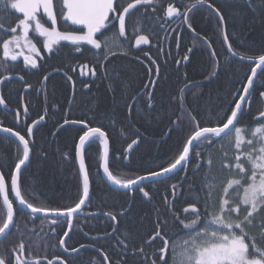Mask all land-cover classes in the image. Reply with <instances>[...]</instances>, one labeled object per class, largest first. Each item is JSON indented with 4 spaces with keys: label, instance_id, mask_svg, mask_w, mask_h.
<instances>
[{
    "label": "snow or ice",
    "instance_id": "6c2138e0",
    "mask_svg": "<svg viewBox=\"0 0 264 264\" xmlns=\"http://www.w3.org/2000/svg\"><path fill=\"white\" fill-rule=\"evenodd\" d=\"M149 8L151 12L148 11ZM249 8L253 11L259 8L261 15H264V0H259L255 7L250 3ZM141 9L144 10L142 13ZM158 9L163 13L158 19L164 23L171 24L177 19L181 20L182 30L188 31L194 39V47L196 41L207 46L205 50L212 66V71L205 76L203 82H188L185 74L184 87L178 90L179 97L171 98L168 106L170 112L165 114L172 125L168 129L169 133L177 132L182 136L177 153L167 166L149 170L144 175H136L134 178L120 179L109 169V137L106 132L100 126H90L91 121L86 116L79 119L68 118L71 111L69 109L60 127L82 126L79 131L83 134L79 135L74 149L75 158L79 162V173L82 176V191L73 206L46 207L26 198L22 188L24 172L31 163V153L34 150L35 141L32 139L34 128L45 120L47 109L45 115H40L37 120L26 125L24 134L13 127H5L0 122V131L10 134L18 141L17 159L8 166L7 172L0 169L2 201L0 240L14 234V229L19 231L17 224L19 215L25 219L31 217L30 223L33 224L36 220L42 223L45 220L49 221L53 226L51 235L58 236L57 245L54 247L58 246L69 256L71 254L79 256L82 250L95 248L100 260H90L88 264H264V110H260L258 116L253 118V123L257 127L241 125V120L251 115V102L255 99L253 93L257 91V81L261 80V87H264V51L258 56H248L233 50V45L229 42L233 34L228 30L224 9L218 0H194L190 5L171 0L166 7L160 5L159 0H0V70L11 71L14 65L10 68L8 61L17 62L21 57L26 69L39 70L42 66L39 61L43 57L34 40H40L42 48L52 54L61 47L71 46L72 51L83 56L82 47L90 46L87 51L92 65L78 63L80 74L84 75V70L87 69V75L96 76L99 70L101 75L107 76L108 65L112 59L127 57L132 48L140 50L143 45H151L150 33L143 31V25L156 24L160 30L164 29V24L157 22ZM201 9H206L209 18L216 21V31L221 43L226 45V50L230 54L224 63H230V58L237 55L241 61L251 62L250 74L246 73L238 90L229 93L233 99L224 108L223 115L216 113V107H213L211 112L201 113L186 106V91L202 88L205 82L210 83L213 79L219 78L224 70L217 59V51L212 48L211 39L202 37L193 26L195 12ZM8 16H15V21L6 22ZM130 24L134 33L132 37L134 44L125 40ZM183 25L187 27L183 28ZM173 32H176V29H173ZM151 35H154L159 48V33ZM173 39L179 47L182 36L176 35ZM62 42L68 43L63 45ZM188 52L192 53L193 48H189ZM145 57L148 60L147 73L155 76V79H150L145 85L146 106L151 111L155 109L154 93L161 78L160 65L147 53ZM183 60L189 61L190 56L185 55ZM70 70L75 72L76 68L70 67ZM65 77L72 87V98L68 101L71 104L76 100L75 81L67 73ZM49 78L50 74L44 75L43 80L48 81ZM6 79L10 77L0 78V84ZM19 80L24 82L26 92L32 88L31 84L24 81L23 75L19 76ZM83 87L87 89L89 85L84 84ZM193 96L197 97L198 93L193 92ZM217 98L223 99L220 96ZM259 98L264 103V91H259ZM0 105L7 109L2 95ZM29 108V104L23 105L25 119L29 117ZM21 117L22 113L18 106L14 113V123H19ZM226 137H231L229 143L234 146V155L229 157L225 153L222 167L233 175L222 186V194L218 199H213L217 190L214 181L209 182L205 178L200 186L199 191L205 193L203 199L198 194L193 196L192 193L198 192V189L190 187L189 199L185 201L187 206L183 208V213L191 218L185 222L175 211L174 203L169 205L168 196L163 197L167 213H170L173 219V228L175 229L178 224L179 230L169 233L168 216L153 204L155 217L149 220L154 225L152 229L138 240L127 231L121 234L118 217L123 219L131 213L132 208L129 204L119 212L102 213L113 222L111 232H106L103 237H91L89 244L80 243L78 247L68 243L72 239L70 233L74 231V218H78L77 214H83L84 208L91 205L90 178L85 164V153L92 144L99 141L103 146L100 167L107 180L129 193L134 194L138 191L145 203H151L154 198L153 189L145 185L144 181L156 183L158 177L170 178L169 174L178 170V166L185 171V180L188 171L195 175L205 167L210 170L213 159L204 149L212 148L217 140H224ZM140 142L141 138L138 135L127 145L120 159H126L125 153ZM192 183L195 185L197 181L193 180ZM177 187L182 185L170 186L173 201L176 199ZM230 190L235 193L234 196L230 195ZM181 195L184 193L181 192ZM134 202L133 196L132 203ZM15 204L20 205V209L14 210ZM62 225H66L67 230L62 229L61 237L56 228ZM47 238L46 234L43 240ZM100 239L114 243L97 247ZM33 243L41 241L33 242L30 238L26 243L24 239H20L5 252L0 253V264H54V261L55 264H73L71 259H62L60 255L54 256L53 259H48L47 256L41 258L38 254L34 256ZM104 247H111L112 252L102 251ZM146 249L152 251L149 253ZM35 251L39 253V248Z\"/></svg>",
    "mask_w": 264,
    "mask_h": 264
},
{
    "label": "trees",
    "instance_id": "16d2710c",
    "mask_svg": "<svg viewBox=\"0 0 264 264\" xmlns=\"http://www.w3.org/2000/svg\"><path fill=\"white\" fill-rule=\"evenodd\" d=\"M168 1L159 0V4L165 6ZM218 2L223 6L228 30L233 34L229 40L233 50L248 56L261 54L264 51V15H261L259 8H255V11L249 8L250 3H253L255 7L259 0H218ZM197 13L193 17V26L198 31H205L204 34L207 29L215 31V34L211 36L215 38L212 48L217 51V59L224 70L219 78L213 79L210 83L205 82L202 88L192 89L191 92L186 91V106L201 113L211 112L212 108L216 107V113L223 115L224 108L233 99L229 93L240 88L246 73L250 74L251 63L231 57L230 63L225 64L224 61L229 59L230 54L226 50V45L221 43V38L216 31L215 19L209 18L206 11ZM160 16L162 12L158 9L156 17L158 23L163 22L158 19ZM15 19V16H8L6 22H14ZM155 28L159 29L156 24ZM149 30L148 25H143L144 32L149 33ZM129 31L133 32L131 24ZM129 36L130 41L133 40V35ZM150 40L152 43L147 52L160 65L161 77L154 93L155 109L151 111L146 106L145 85L152 77L149 79L150 75L146 71L144 54L137 57L138 52L132 51V57L112 59L108 65V75H101L99 71L98 81L94 82L88 90L83 87L85 83L76 84V100L71 104L68 103L71 99V83L60 73L53 71L62 63H74L80 60V55L77 53L73 57L63 53L65 60H62L52 53L43 52V59L39 61L42 66L39 70L26 69L22 58L17 62L8 61L10 68L14 65L11 71L0 70V78L7 75H23L24 81L32 85V88L26 92L23 87L24 82L19 79H11L1 84L0 95L4 97L7 104V109L0 107V122L3 126L13 127L14 130L24 134L26 125H30L40 115H45V109H47L44 123L34 129L32 138L35 141L34 150L31 153V163L24 172L22 188L26 198L46 207H69L73 206L81 195L82 177L74 149L79 135L83 134L79 131L82 126L60 127L69 109L71 111L68 118L79 119L86 116L91 121L90 126H100L106 132L109 137V169L118 178L127 179L144 175L149 170H158L161 166H167L171 161L181 146L182 140L181 134L168 131L172 125L165 113L170 112L168 106L171 98L179 97L178 90L184 87L185 74L188 82H203L205 76L212 71V66L204 46L193 48V52L189 54L190 60L185 62L183 57L188 53L183 49L182 44L177 47L176 43L168 46L166 43L159 42L158 48L157 40L151 34ZM34 42L37 43L38 48L41 46L40 40H34ZM64 48L65 46L61 50ZM49 74V80L44 81V75ZM261 83V80L257 81V91L253 93L255 99L251 102V115L245 116L241 120V125L257 127L253 123V118L263 106L259 98V91H264ZM193 92L198 93V96L194 97ZM218 96L223 99L219 100ZM24 104L30 105L27 119L23 117ZM18 106L22 117L19 123H14V113ZM129 106H131V112H129ZM138 135L141 142L126 159H120L127 145ZM230 138L217 140L212 148L204 149L213 159L210 170L205 167L195 175L188 171L185 180L186 173L180 169L170 175V178L160 179L156 183H144L153 189L154 198L151 203H145L138 191L133 194L108 186L100 172L102 145L99 141L92 144L85 153V164L90 178L91 205L84 208L83 214L78 213V218H74V231L70 233L72 239L68 243L78 247L80 243L89 244L91 237H103L106 232H111L113 222L102 213L119 212L127 208L129 204L132 208L131 213L123 219L118 217L121 234L127 231L138 240L152 229L154 225L149 220L155 217L153 204L168 216L167 231L171 233L179 230L178 224L175 229L173 228V219L171 214L167 213L163 197L168 196L169 205L174 203L175 211L185 222L191 218L183 213V208L187 206L185 201L189 199L190 187L198 189V192L192 193L193 196L198 194L203 199L205 193L199 189L207 178L209 182H215L217 190L213 199H218L222 194V186L233 175L222 167L225 162L224 154L227 153L229 157L234 155V146L229 143ZM17 149L18 142L15 139L0 133V169L7 172L8 166L17 159ZM193 180L197 181L195 185L192 183ZM173 184L182 185L176 189L175 201L172 200L170 188ZM181 192L184 195H181ZM230 195L234 196L235 193L230 190ZM133 196L134 203H132ZM18 209L20 207L15 204L14 210ZM93 213L96 215L92 216ZM30 220L31 217L25 219L17 216L19 231L14 229V234L0 240V253L5 252L20 239L28 243L30 238L33 242L41 241V243L32 244L34 256L37 254L52 256V253H55L58 246L54 247V245H57L58 236L51 235L53 226L50 222L45 220L42 223L36 220L33 224ZM33 229L35 231H32ZM62 229L66 230V225L56 228V232L61 237ZM20 233L23 235L21 236ZM46 234L48 238L43 240ZM181 235L183 236L184 233L182 232ZM112 243L114 241L100 239L97 247ZM158 244L159 241H157ZM37 248L39 253L35 251ZM101 250L112 252L111 247H104ZM146 250L149 253L152 251V249ZM69 259L73 264H88L85 259H88V262L99 261L100 256L95 248H89L86 251L82 250L79 256L71 255Z\"/></svg>",
    "mask_w": 264,
    "mask_h": 264
},
{
    "label": "flooded vegetation",
    "instance_id": "af4514ba",
    "mask_svg": "<svg viewBox=\"0 0 264 264\" xmlns=\"http://www.w3.org/2000/svg\"><path fill=\"white\" fill-rule=\"evenodd\" d=\"M168 2H171V0H169ZM178 2L179 3H182V4L190 5V4H192L194 2V0H178ZM167 3H165V7H166ZM148 10H149V12H151V8H149ZM143 11L144 10L141 9V13ZM202 11H206V9H204V10L201 9L200 11H197V12L199 13V12H202ZM197 12H195V13H197ZM162 15H163V13H162ZM162 23L164 24V29L163 30L156 29L155 28V24L148 25V27L150 29L149 30V33L150 34H154V33H157V32L159 33V37H160V41L159 42L166 43L168 46H171V44H174L175 43L173 37L176 36V35H181L182 36V39H181L180 44L183 45V49H185V51L188 53V55L190 54L188 52V49L189 48H196L198 46H200V47H202V46L207 47L206 45L202 44L199 41H196L195 42V47H194V39L189 34L188 31H183L182 30L181 20L177 19L174 22H172L171 24L164 23V21ZM186 27H187L186 25H183V28H186ZM173 29H176V32H173ZM196 31L199 32L202 37H204V38H210L211 41H212V43H215V38H212L211 37L212 35L215 34V31L207 29V31H206L205 34H204L205 31L204 32L203 31H198L197 29H196ZM129 35H134V33L131 32V31L127 32V35H126V38H125L126 42L127 41H130V36ZM66 43H68V42H66ZM131 43L134 44V39L131 40ZM63 45H67V44H64L63 43ZM89 47L90 46H87V45H84L82 47V51L84 52V55L83 56L80 55V57H79L80 60H78L77 62H74V63H70V62L62 63L61 66H58V67H56L54 69V70L60 69V71H58V72L55 71V73H60L64 77H65V73H67L68 75H71L73 77V80L75 81V86H76V84H79L80 85L81 83H85V84H88L89 87H90L91 85L94 84V82H97L98 81L97 79L99 77V70H98L96 76L87 75V69L84 70L85 74L84 75H81L80 74L81 69L77 66L78 63L79 64L88 63L89 66L92 65V61H91L90 54L87 51V48H89ZM149 47H150L149 45L141 46V49L140 50H138L136 48H132V50L129 52V55L128 56L129 57H132L133 56V52L132 51H134V52H138V54L136 55L137 57H140L141 55L144 54V58L146 59L145 53L148 54L147 50L149 49ZM61 48H60L59 51H57L54 54L58 59L65 60L63 58V53H67L69 55V57H73L76 54L74 51L71 50V46H65V48L63 50H61ZM117 51H119V50H117ZM140 52L142 54H139ZM46 53H48V52L46 51ZM148 56H150V55L148 54ZM121 58H124V57H121ZM145 62H146V64H148V60L147 59H146ZM70 67L76 68V71L75 72L71 71L70 70ZM150 78L151 79H155V76L150 75L149 76V79ZM88 89L89 88H87L86 90H88ZM71 94H72V87H71ZM87 214H89V213H87ZM56 255H60L62 259H69L70 256L71 255H74V254H71L69 256L67 253H63V250L62 249H60L59 247H57L55 253H52V256H47V258L48 259H53L54 256H56ZM44 256H46V255H41L40 257L43 258ZM86 256H88V255H86ZM85 262L88 263V259H85ZM54 264H55V261H54Z\"/></svg>",
    "mask_w": 264,
    "mask_h": 264
},
{
    "label": "water",
    "instance_id": "95a60500",
    "mask_svg": "<svg viewBox=\"0 0 264 264\" xmlns=\"http://www.w3.org/2000/svg\"><path fill=\"white\" fill-rule=\"evenodd\" d=\"M143 46H146V45H143ZM235 58H237V59H239L240 60V56H235ZM246 62H249V63H251L250 61H246ZM259 71V70H258ZM4 77H10V79H6L5 81H9V80H11V79H19V76L18 75H7V76H4ZM3 78V77H2ZM4 81V82H5ZM0 86H1V84H0ZM0 107H2V108H5L3 105H0ZM262 110H264V103H263V106H262ZM258 116V114L255 116V117H257ZM43 122H41L40 124H42ZM0 133H2V134H4V135H6V136H9V137H11L10 136V134H7V133H4V132H2V131H0ZM11 138H13V139H15L16 140V138L15 137H11ZM17 141V140H16ZM137 145H134L133 146V149L136 147ZM127 148V147H126ZM132 149V150H133ZM132 150H130L129 152H127V153H125L126 154V156L128 157L129 156V154L132 152ZM102 154H103V146H102ZM101 157H102V155H101ZM77 163H78V167H79V162H78V160H77ZM102 163V159H101V161H100V164ZM180 169H179V166H178V170H176V171H174L173 173H171V174H169V176L170 175H172V174H174V173H176L177 171H179ZM100 172H101V175H102V178H103V180L105 181V183L108 185V186H110L111 188H114V189H117V190H124V189H122V188H119L118 186H115V185H113L110 181H108L107 180V177L106 176H104V174H103V169L100 167ZM82 177V176H81ZM163 178H166V177H158V178H156L157 179V181L158 180H160V179H163ZM150 181H144L143 183H149ZM18 205V204H17ZM18 206H20V205H18ZM21 207V206H20ZM25 211H27V210H25ZM42 215V214H41Z\"/></svg>",
    "mask_w": 264,
    "mask_h": 264
},
{
    "label": "rangeland",
    "instance_id": "374dc122",
    "mask_svg": "<svg viewBox=\"0 0 264 264\" xmlns=\"http://www.w3.org/2000/svg\"><path fill=\"white\" fill-rule=\"evenodd\" d=\"M41 39H42V38H41ZM40 42H41V41H40ZM63 43L66 44V42H62V44H63ZM37 47H38V46H37ZM39 48L41 49V56H42L43 52L46 53L47 50H45V49L42 48V44H41V46H39ZM21 58H22V57H21Z\"/></svg>",
    "mask_w": 264,
    "mask_h": 264
},
{
    "label": "bare ground",
    "instance_id": "6f19581e",
    "mask_svg": "<svg viewBox=\"0 0 264 264\" xmlns=\"http://www.w3.org/2000/svg\"><path fill=\"white\" fill-rule=\"evenodd\" d=\"M55 71H56V70H54L53 72H55ZM71 98H72V94H71ZM36 120H37V119H36ZM43 123H44V121H43ZM43 123H42V124H43ZM30 124H31V123H30ZM40 125H41V124H40ZM34 129H35V128H34ZM19 207H20V206H19Z\"/></svg>",
    "mask_w": 264,
    "mask_h": 264
}]
</instances>
